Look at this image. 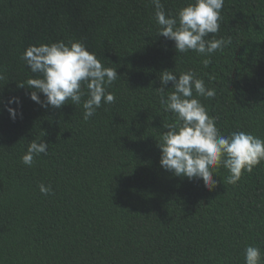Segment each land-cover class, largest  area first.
Returning <instances> with one entry per match:
<instances>
[{"label":"trees","instance_id":"obj_1","mask_svg":"<svg viewBox=\"0 0 264 264\" xmlns=\"http://www.w3.org/2000/svg\"><path fill=\"white\" fill-rule=\"evenodd\" d=\"M190 2L162 0L172 15ZM219 23L205 39L231 43L204 66L203 55L157 34L151 0H0V264H245L249 245L264 264V161L235 185L221 166L212 190L159 162L165 126L176 122L160 103L163 71L192 70L215 90L196 98L222 135L264 139V0H224ZM58 40L80 41L117 71L114 103L87 121L82 104L42 107L20 86L38 75L25 48ZM164 87L166 97L172 82ZM32 140L47 155L28 167Z\"/></svg>","mask_w":264,"mask_h":264},{"label":"clouds","instance_id":"obj_2","mask_svg":"<svg viewBox=\"0 0 264 264\" xmlns=\"http://www.w3.org/2000/svg\"><path fill=\"white\" fill-rule=\"evenodd\" d=\"M151 3L155 9L157 34L174 41V47L180 53L191 50L203 55L204 66L209 64L210 54L231 43L230 38L205 39L220 29V10L224 0H191L176 15L165 12L162 0H151ZM21 59L31 73L38 75L20 86L32 89L30 99L42 107L60 108L69 101L75 106L82 104L83 119L87 121L101 107L102 101L105 104L115 101L114 94L107 88L118 78L116 69L102 65L97 56L78 40L29 45ZM0 79L4 77L0 75ZM159 79L160 103L176 119L175 123L165 126L168 131L162 134L158 143L161 150L159 162L165 170L190 180L202 179L204 186L212 190L218 183L213 175L221 166L229 173L226 183L235 185L244 172H252L264 161V139L244 131L221 134L215 119L196 98H212L215 90L206 88L203 79L195 72L189 70L177 77L171 71H163ZM169 81L173 91L165 97L164 85ZM38 93L43 94V100ZM85 95L87 99L82 100ZM8 103L19 104V98H10ZM6 108L10 118L15 119L16 109ZM47 147L41 140H32L21 157L22 163L33 166L34 157L47 155ZM39 190L44 195L52 193L50 185L40 184ZM244 259L245 264H260V249L246 246Z\"/></svg>","mask_w":264,"mask_h":264}]
</instances>
